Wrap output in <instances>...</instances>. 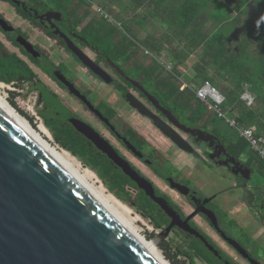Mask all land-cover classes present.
I'll use <instances>...</instances> for the list:
<instances>
[{
    "label": "flooded vegetation",
    "instance_id": "flooded-vegetation-1",
    "mask_svg": "<svg viewBox=\"0 0 264 264\" xmlns=\"http://www.w3.org/2000/svg\"><path fill=\"white\" fill-rule=\"evenodd\" d=\"M67 4L55 0H0L2 49L31 69V87L37 92L41 113L79 136L127 181L132 193L145 196L156 215L165 221V227L177 223L171 230L194 241L208 260L201 258L206 264H264L258 229L251 236L235 217L219 207L217 212L212 199L191 181L192 170L199 162L224 166L237 179V188L243 180L250 181L256 170L241 157L235 158L210 128H199L181 118L175 107L170 108L160 97L158 84V77L165 74L152 57L140 54L132 45L127 56L117 53L114 46L113 53L105 52L96 37V26L100 25L97 16L93 13L94 31L92 24H86L87 17L93 20L91 13L79 18L73 14L77 6ZM120 40L119 44H130L127 37ZM73 64L74 69L69 68ZM150 67L157 68L154 74ZM166 111L177 123L168 119ZM156 120L184 139L185 147L168 137ZM184 128L201 130L214 139L211 143L199 141ZM183 154L192 159V163H185L190 170L178 165ZM130 174L147 181L149 193ZM151 191L166 199L169 211L152 199ZM251 214L258 221L257 214ZM182 224L195 227L221 256L211 252L202 239L183 230Z\"/></svg>",
    "mask_w": 264,
    "mask_h": 264
},
{
    "label": "trees",
    "instance_id": "trees-1",
    "mask_svg": "<svg viewBox=\"0 0 264 264\" xmlns=\"http://www.w3.org/2000/svg\"><path fill=\"white\" fill-rule=\"evenodd\" d=\"M145 1L128 0L135 7L143 5ZM169 2L174 3V8H167ZM154 3L158 12L152 13L166 21L165 32L168 35L163 32L152 38L150 44L153 53L159 54L162 49H166L164 43L172 41L174 37L182 40L180 49L167 48L172 63L171 70H166L152 59L165 74L158 77L160 97L170 104V108L175 107L181 118L189 123L199 128H210L235 158L251 153L248 143L223 118L209 110L189 89L179 90L177 78H180L181 72L177 66L199 49L197 60L192 64L194 74L190 80L198 86L209 82L215 89L216 86L219 87L220 90H217L224 96L220 108L239 126L257 125L264 129V20L261 19L264 17V0H155ZM231 7L235 9L234 15L230 14ZM250 7H255L259 18L254 22L244 23L243 15ZM164 15H168V18ZM91 24L94 26L95 22ZM99 24L100 27L111 26L104 21ZM112 27L114 30V26ZM109 28L104 29L111 34L113 30ZM2 48L3 44L0 42V81L16 85L30 82L33 73L29 66L14 55L5 53ZM128 48V44L124 45L125 52ZM156 70L157 68H149L153 74ZM245 92L253 98L250 105L242 98ZM41 116L49 126L54 140L91 168L112 194L126 203L130 202L141 214L150 217L155 227L165 224L156 215L149 200L142 194L132 193L127 181L91 151L79 136L49 115L41 113ZM221 121L234 130L231 138L223 135L219 129ZM258 159L257 184L249 186L248 181L243 180L240 187L244 190L249 208L257 214L258 222L264 227V161L259 156ZM249 161L246 160V164L250 165ZM188 245L186 251L189 254L207 260L194 241L189 240ZM173 264L177 263L173 260Z\"/></svg>",
    "mask_w": 264,
    "mask_h": 264
},
{
    "label": "water",
    "instance_id": "water-1",
    "mask_svg": "<svg viewBox=\"0 0 264 264\" xmlns=\"http://www.w3.org/2000/svg\"><path fill=\"white\" fill-rule=\"evenodd\" d=\"M166 112L168 119L177 123ZM155 123L185 147L184 139L168 125L157 120ZM184 129L199 141L211 143L214 139L201 130ZM130 176L149 193L147 181ZM155 192H150L152 199L169 211V203ZM174 225L178 224L167 225L165 233ZM188 226L180 225L221 256L195 227ZM0 264L158 263L0 111Z\"/></svg>",
    "mask_w": 264,
    "mask_h": 264
},
{
    "label": "rangeland",
    "instance_id": "rangeland-1",
    "mask_svg": "<svg viewBox=\"0 0 264 264\" xmlns=\"http://www.w3.org/2000/svg\"><path fill=\"white\" fill-rule=\"evenodd\" d=\"M154 1L155 0H146L143 5L135 7L134 3L128 2V0H120V2L119 0H55V2H59V4L65 5L68 3L67 5L69 6L76 5V11H74L73 14L75 13L79 18H85L88 13H91L90 18L96 19V15L99 22H109L111 25L109 26L110 28L108 26H96L99 27L96 37L101 40V46L105 52L113 53L114 50L111 46H114L118 49L117 53L125 56L130 54V48H128L126 52L124 51V45L127 44H119L121 42L120 38L127 36L130 40L129 46L132 45L137 48L140 54H144L149 58L152 57L154 62L162 65L169 71L172 69V63L170 62V54L167 48L180 49L182 40L178 37H174L172 41L164 43L166 49H162L159 54L153 53V47L150 44L152 38H156V36L166 31V21L164 22L162 17L153 15L152 13L153 11L158 12V10H155L156 3H154ZM102 2L107 4H102ZM172 6H174V3L169 2L167 8H174ZM230 14H235V9L233 7H231ZM164 17L168 18V15H164ZM258 18L259 15L255 7H250L243 15V22H254ZM91 23H94V20H90L89 17H87L86 24L89 25ZM112 25L115 28L114 30ZM104 28H107V30L108 28L110 30L112 28L113 31L109 34ZM92 29L95 31V25ZM113 33L114 36L112 35ZM165 33L168 35V32ZM4 45L9 47L5 42ZM7 47H5V49ZM199 51L198 49V52ZM198 52L191 54L183 64L177 66V69L181 72L180 78H177L179 90H181L182 86L184 87L183 90L191 88L194 85L198 86L190 80L194 74L192 64L197 60V56L199 55ZM75 66L76 64L69 65V68L74 69ZM31 86V82L16 85L0 81V97L24 118L50 145L61 152L79 173L85 176L88 182L104 195L110 204L122 214L142 237L149 242H153L155 249L170 264H173V260L177 264H206L199 256H192V254L186 251L189 246L188 238H185L174 230L165 233L164 225L155 227L150 217L141 214L130 202L126 203L112 194L91 168L85 166L78 158L73 156L54 140L49 126L41 116L42 107L38 103L37 92ZM216 88L220 90L219 87L216 86ZM219 129L223 135L225 134L229 138L234 135V130L225 125L222 121L219 123ZM201 147L202 146L198 149L201 150ZM241 159L243 161L249 159V164L254 170H256L259 164L258 156L255 155L253 151L246 156H241ZM186 162L192 163V159H190V156L183 154V158L178 161V165L183 166L184 170H190L189 167L185 166ZM236 180L235 176L224 166H212L208 162H206V165H203V162H199L192 170V183L204 196L212 199V203L215 205L217 212L219 207V210L222 208L226 213L235 217L242 228L251 236H253L258 229V242L264 246V227H262L251 214L252 211L244 197L243 188H237L235 186ZM257 182L258 174L255 171L252 175V179L248 181L247 185L254 186ZM260 253L261 257L264 259V249H260Z\"/></svg>",
    "mask_w": 264,
    "mask_h": 264
},
{
    "label": "bare ground",
    "instance_id": "bare-ground-1",
    "mask_svg": "<svg viewBox=\"0 0 264 264\" xmlns=\"http://www.w3.org/2000/svg\"><path fill=\"white\" fill-rule=\"evenodd\" d=\"M0 111L19 130H21L44 154L53 162L58 164L67 175L84 189L88 195L102 208L121 228H123L132 239L143 248L158 264H170L154 247L153 242H149L142 237L136 229L118 212L110 202L96 188H94L85 176L73 166V164L62 155L56 148L50 145L31 125L22 118L3 98L0 97Z\"/></svg>",
    "mask_w": 264,
    "mask_h": 264
},
{
    "label": "built area",
    "instance_id": "built-area-1",
    "mask_svg": "<svg viewBox=\"0 0 264 264\" xmlns=\"http://www.w3.org/2000/svg\"><path fill=\"white\" fill-rule=\"evenodd\" d=\"M183 88L184 87L182 86L181 90H183ZM188 89L193 92L195 97L199 101L203 102L209 110L216 112L218 117L223 118L230 127L235 129L238 135L248 143L250 150L255 152L257 156L264 161V129H260L257 125L241 127L234 119L228 117L220 108V105L224 100V96L209 82H205L199 86L194 85ZM243 99L248 105H250L253 101L252 96L247 92L243 94Z\"/></svg>",
    "mask_w": 264,
    "mask_h": 264
},
{
    "label": "snow or ice",
    "instance_id": "snow-or-ice-1",
    "mask_svg": "<svg viewBox=\"0 0 264 264\" xmlns=\"http://www.w3.org/2000/svg\"><path fill=\"white\" fill-rule=\"evenodd\" d=\"M261 19L264 20V17H262Z\"/></svg>",
    "mask_w": 264,
    "mask_h": 264
}]
</instances>
